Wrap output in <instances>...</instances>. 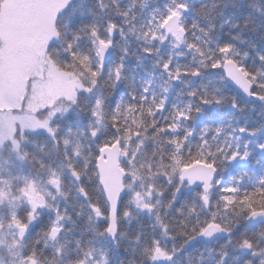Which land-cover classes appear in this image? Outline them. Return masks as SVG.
Segmentation results:
<instances>
[{"label":"snow or ice","instance_id":"6c2138e0","mask_svg":"<svg viewBox=\"0 0 264 264\" xmlns=\"http://www.w3.org/2000/svg\"><path fill=\"white\" fill-rule=\"evenodd\" d=\"M219 2L191 9L205 26L187 22L189 0H167L144 18L135 9L148 0L126 7L94 0L63 20L71 0H0V150L27 165L15 173L0 166V264H109L107 249L97 247L102 239L130 249L140 264H179L191 242L216 234L225 239L207 249L215 264H264V224L237 231L264 218V163L253 158L259 174H231L235 162H247L254 150L264 153V142L256 140L260 128L238 117L192 124L204 106L227 104L244 113L225 91L229 84L264 104V51L239 50L234 41L242 37L231 32L249 28L252 13L217 26L211 13ZM232 2L224 0V7ZM245 6L264 16L258 4ZM225 24L229 39L221 41L216 33ZM189 53L187 63L175 59ZM130 57L152 58L159 91L147 69L139 83L129 78ZM212 72L219 83L211 91L201 84L178 91L189 98L183 105L169 101L174 81L186 84ZM69 112L85 114L86 124L62 128ZM134 209L150 223L129 235L121 222L138 220ZM74 217L92 233L87 239L70 238ZM205 260L198 255L195 264Z\"/></svg>","mask_w":264,"mask_h":264},{"label":"trees","instance_id":"16d2710c","mask_svg":"<svg viewBox=\"0 0 264 264\" xmlns=\"http://www.w3.org/2000/svg\"><path fill=\"white\" fill-rule=\"evenodd\" d=\"M121 7H126L130 0H119ZM167 0H148V3L145 5L143 9L137 5L136 11L140 13V17L144 18L147 16V14L150 12L151 9L155 7H162L163 3H166ZM203 0H189V3L192 5V7H198ZM233 3L239 4L240 7H233ZM94 4V0H84L83 7H81V0H71V3L69 5L68 10H66L60 17L61 20L71 15L74 11L78 14L80 11L86 10L87 7H90ZM246 0H233L232 3H228L227 7H225L224 15L225 18L229 19L230 21L233 18L241 17L243 13L249 12V9L245 6ZM75 6V8H74ZM187 22H191L192 17L187 15ZM77 18H80L77 16ZM90 18L87 15L84 17V19ZM117 21L119 20V17H115ZM218 35V38L221 41H227L229 39L228 33L225 30L220 31L216 33ZM244 38L246 40V43L241 45L240 47H249V45L254 44L255 49L254 51H264V43H260L259 41H255L253 36L251 34L245 33ZM130 45L133 48H137L138 45L134 38L129 37ZM142 43V42H141ZM169 47L167 45H164L161 47V55H167L169 51ZM182 49H176L175 51H180ZM253 51V53H254ZM119 55L118 48L113 50L112 56L110 59H114ZM177 61L180 63H187L190 59V53L188 55H185L183 57H175ZM251 59V57H250ZM151 60L152 58L144 57L140 62H137L134 57H130L127 60L128 65V73L129 78L131 79L133 76L136 78L137 83H139L141 80L147 78V72L145 69L151 71L153 73V88H155L157 91H159L158 88H156V85L160 82L161 77L158 75L159 69H153L151 67ZM111 62V61H110ZM216 72L212 73H205L203 78L200 79H190L186 84L174 81L173 82V88L170 90L169 93V101L170 102H178L181 105H183L189 98L184 95H177L178 91L186 90L187 88L191 87H197L201 84L205 85L206 89L208 91L212 90L213 84H218L219 81L214 79L213 77L216 76ZM125 89H121L120 91H124ZM225 91L230 95H235L237 99L240 101L241 104L245 106V111L243 114L236 113L234 110L230 107V105H210V106H204V112L201 116H199L195 121L192 122L193 126L195 128H199L203 126L205 123H227L229 118L233 119V123H236V117L239 118L238 122L241 124H245L247 127H258L260 128V132L258 136L256 137V140L264 142V104L258 102V101H247L243 98V96L237 92L234 88H232L230 85L225 88ZM118 98V96H117ZM87 122V117L85 114H77L75 112H69L64 119H61L59 123L63 127H76L78 124L80 126H84ZM247 138V137H246ZM38 143L45 142L43 137L36 138ZM50 144V141L47 142ZM29 148H31V145H28ZM250 148H254V145L250 144ZM39 154V153H37ZM0 156H6L10 158L11 160L15 161V164L19 167L20 171H26L27 165L22 164L20 161L16 160L13 155H10L7 151V148L0 150ZM259 157L261 162L264 163V153H260L258 151H253L252 158H250L247 162L244 161H237L232 165V172L231 174H235L238 171L245 170L249 172H254L256 174H259L260 168L258 165L253 164V158ZM230 173H225V179L229 178ZM242 186H247V177H245L244 184ZM190 195L191 193H187ZM71 211V210H70ZM136 215L139 217V219H133L131 223H128L127 221L121 222V228L122 230H125L128 232L129 235H133L137 230H140L147 226L150 221L146 216H144L142 213L137 212L135 209L133 210ZM76 223L74 225H68L73 229L71 235L79 236L81 240L87 239L89 236L92 235V233L86 229V225L83 222V218H76ZM264 224V223H263ZM36 227H39L37 225ZM36 227L32 229V232L36 231ZM243 228H247V230L254 231L256 226L251 225H238L237 231H240ZM225 237L221 236L216 238L213 242L206 243L204 241H193L191 242L184 250V253L182 256L178 257L179 264H187V257H191L193 261H195L196 256L203 254L206 257V260L204 261V264H215V260L212 256H209L207 249L209 247L216 248L220 244L224 242ZM97 247L107 249L108 255H109V264H118V261L123 259L127 252L125 251L124 247H117L111 240L109 239H102L97 242ZM186 254V255H185ZM237 252H232V255H237Z\"/></svg>","mask_w":264,"mask_h":264},{"label":"clouds","instance_id":"9594fccd","mask_svg":"<svg viewBox=\"0 0 264 264\" xmlns=\"http://www.w3.org/2000/svg\"><path fill=\"white\" fill-rule=\"evenodd\" d=\"M247 3H254V4H258L260 6L261 9H264V0H246ZM201 4L206 5L207 7H211V0H203V2ZM200 4V5H201ZM200 5L198 7H192V5L189 3L190 6V11L188 13H186L187 15L191 16L192 19L197 20L201 25H205L208 23L205 19H203L201 16L196 15V13L194 11H191V9H196L199 8ZM223 11V15H220L219 13ZM224 11H225V7H224V0H220L219 2V6L215 9L212 10V15L214 16V20L212 21L213 23H215L217 26L220 25V22L222 20H225L227 18H225L224 15ZM249 12L252 13L253 16V21H252V25L249 26V28L244 29L243 31L240 30L239 27L237 28H233L231 29V32L233 34L239 32L243 42L240 41H234V43L237 44V47L239 50L244 51L247 50L250 54L253 53L254 49L251 47H243L241 48L240 46L246 43V40L244 38V34L248 33L251 34L254 38L255 41H259L260 43H264V38H262L261 34L264 33V16H262L259 12H256L254 9H249ZM242 17H237V18H233L231 21H238L241 20ZM254 25H258V27H256V31H250V28ZM228 28V25L225 24L223 26V28H219V32L223 31L225 29ZM250 59V57L248 58ZM245 106H244V111H245ZM177 244H179V240L177 241ZM127 252V255L118 261V264H130V262L135 261V264H140V257L137 256L136 254L132 253L131 250L129 249ZM184 253V251H182L181 253H179L178 257L182 256V254ZM114 264H116V262H114ZM182 264V262H181ZM193 264H195V261H193Z\"/></svg>","mask_w":264,"mask_h":264},{"label":"water","instance_id":"95a60500","mask_svg":"<svg viewBox=\"0 0 264 264\" xmlns=\"http://www.w3.org/2000/svg\"><path fill=\"white\" fill-rule=\"evenodd\" d=\"M112 53H113V51H111L110 53H109V58H111V56H112ZM230 85V84H229ZM232 88H234L237 92H239L240 93V91L238 90V89H236L235 87H233L232 85H230ZM242 96H243V94L242 93H240ZM243 98L245 99V100H247V101H255V100H252V99H248V98H246V97H244L243 96ZM264 223V218H257V220L256 221H250V222H248V225H251V226H257V225H259V224H263ZM221 236H224L223 234H216L213 238H211V239H209V240H207V241H204V240H201V241H204V242H206V243H210V242H213L216 238H218V237H221ZM110 240V239H109ZM200 241V240H199Z\"/></svg>","mask_w":264,"mask_h":264},{"label":"rangeland","instance_id":"374dc122","mask_svg":"<svg viewBox=\"0 0 264 264\" xmlns=\"http://www.w3.org/2000/svg\"><path fill=\"white\" fill-rule=\"evenodd\" d=\"M5 160L8 161V163H5ZM0 166H3L5 168L10 169L11 171L15 172H21L19 170V167L15 164V161L11 160L10 158L6 156H0Z\"/></svg>","mask_w":264,"mask_h":264}]
</instances>
